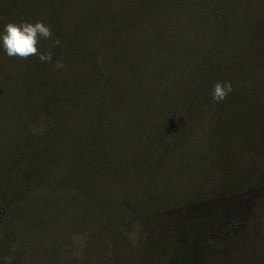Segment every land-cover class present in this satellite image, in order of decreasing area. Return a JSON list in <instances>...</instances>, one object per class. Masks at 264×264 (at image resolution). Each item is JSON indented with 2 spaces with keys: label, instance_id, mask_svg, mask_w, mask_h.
<instances>
[{
  "label": "trees",
  "instance_id": "obj_1",
  "mask_svg": "<svg viewBox=\"0 0 264 264\" xmlns=\"http://www.w3.org/2000/svg\"><path fill=\"white\" fill-rule=\"evenodd\" d=\"M36 21L51 62L0 44V264H207L264 177V0H0Z\"/></svg>",
  "mask_w": 264,
  "mask_h": 264
},
{
  "label": "rangeland",
  "instance_id": "obj_2",
  "mask_svg": "<svg viewBox=\"0 0 264 264\" xmlns=\"http://www.w3.org/2000/svg\"><path fill=\"white\" fill-rule=\"evenodd\" d=\"M260 183L259 188L231 196L215 208V228L198 234L201 239L196 241L199 250L213 248L207 264H264V177Z\"/></svg>",
  "mask_w": 264,
  "mask_h": 264
},
{
  "label": "clouds",
  "instance_id": "obj_3",
  "mask_svg": "<svg viewBox=\"0 0 264 264\" xmlns=\"http://www.w3.org/2000/svg\"><path fill=\"white\" fill-rule=\"evenodd\" d=\"M52 37L50 27L41 21L21 22L19 24L9 22L4 25V31L0 34V44L6 54L10 57L18 56L27 59L30 56H38L42 62H51L53 53L40 52L37 45L40 38L49 39ZM59 39L53 40V46L59 45ZM232 92L230 82L217 81L212 90V100L216 103L224 101Z\"/></svg>",
  "mask_w": 264,
  "mask_h": 264
}]
</instances>
